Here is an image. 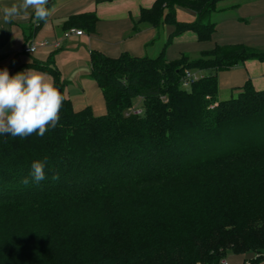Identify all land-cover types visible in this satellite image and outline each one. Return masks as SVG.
<instances>
[{"label":"trees","instance_id":"trees-1","mask_svg":"<svg viewBox=\"0 0 264 264\" xmlns=\"http://www.w3.org/2000/svg\"><path fill=\"white\" fill-rule=\"evenodd\" d=\"M220 1L156 0L143 10L134 32L174 26L156 58L92 52L90 77L105 115L74 109L52 59L30 65L52 78L64 100L57 126L43 137L0 135V264H219L228 253L264 259V90L248 81L221 99L217 83L220 71L264 61V50L217 45L196 59L165 55L185 31L210 40ZM179 6L196 19L177 21ZM96 24L86 13L65 30L93 33ZM185 71L206 74L183 89ZM135 99L143 113L126 116ZM34 160L45 162L39 183L31 182Z\"/></svg>","mask_w":264,"mask_h":264},{"label":"crops","instance_id":"crops-1","mask_svg":"<svg viewBox=\"0 0 264 264\" xmlns=\"http://www.w3.org/2000/svg\"><path fill=\"white\" fill-rule=\"evenodd\" d=\"M18 2L19 0H0V7ZM155 2L156 0H111L102 3H97L96 0H49L48 6L54 5L56 10L30 39L25 36V31L39 22H35L31 16H20L5 24L0 13V70L7 68L10 75H15L29 69L33 63L44 64L52 59L65 83L64 96L71 101L74 109L80 111L90 107L96 116L105 115V98L97 83L90 77L91 53L99 52L110 58H118L122 54L136 58L159 56L174 31V26L167 25L159 32L155 28L140 26V30L134 32L141 12L151 9ZM86 13L97 16L95 31H84L82 36L66 39L65 25L69 19ZM176 18L179 22L190 23L196 19V14L179 6ZM213 20L216 29L210 40L200 41L193 31L175 35L166 49V58L169 61L178 60L182 56L196 59L217 45H244L264 50V0L220 1L216 5ZM41 42H60L61 47H41L33 54H23L26 46ZM196 74L204 76L206 73L201 71ZM248 81L257 90H264V61L249 60L232 69L220 71L217 74L219 98L231 97ZM225 260L228 264H264V259L254 261L252 254H231Z\"/></svg>","mask_w":264,"mask_h":264},{"label":"clouds","instance_id":"clouds-1","mask_svg":"<svg viewBox=\"0 0 264 264\" xmlns=\"http://www.w3.org/2000/svg\"><path fill=\"white\" fill-rule=\"evenodd\" d=\"M48 5L49 0H19L0 7V13L5 24L20 16L46 22L56 10L54 5ZM63 100L54 81L45 73L29 68L10 75L7 68L0 70V135L43 137L49 128L57 126ZM31 169V182L45 179V162L34 160ZM52 178L59 179V175ZM22 183L28 185L29 178H23Z\"/></svg>","mask_w":264,"mask_h":264},{"label":"built area","instance_id":"built-area-1","mask_svg":"<svg viewBox=\"0 0 264 264\" xmlns=\"http://www.w3.org/2000/svg\"><path fill=\"white\" fill-rule=\"evenodd\" d=\"M84 34V31L81 29H77V28H69L66 30L64 37L66 39L72 37V36H82ZM47 46H51L54 49H59L61 47V43L60 42H54V43H49V42H41V43H31L28 46H26L23 49V54L25 55H30L33 54L34 52H36L38 50V48L41 47H47ZM33 50V51H32ZM199 79V76L191 71H185L182 79H181V85L183 89H189L190 86L192 85V83H194L195 81H197ZM143 113V110L139 107V108H132L130 110L127 111L126 116L129 115H141ZM263 257H264V253H263ZM219 264H228V262L223 259Z\"/></svg>","mask_w":264,"mask_h":264},{"label":"rangeland","instance_id":"rangeland-1","mask_svg":"<svg viewBox=\"0 0 264 264\" xmlns=\"http://www.w3.org/2000/svg\"><path fill=\"white\" fill-rule=\"evenodd\" d=\"M220 98L221 99H224V98L227 99V97H221V96H220ZM133 106H134V108H139L140 107V99H135L133 101ZM227 255H228V257H231L230 253H228Z\"/></svg>","mask_w":264,"mask_h":264}]
</instances>
